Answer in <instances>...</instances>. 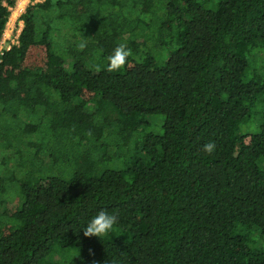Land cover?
Returning <instances> with one entry per match:
<instances>
[{
	"label": "trees",
	"instance_id": "trees-1",
	"mask_svg": "<svg viewBox=\"0 0 264 264\" xmlns=\"http://www.w3.org/2000/svg\"><path fill=\"white\" fill-rule=\"evenodd\" d=\"M163 1L22 14L0 55V264H264V0ZM100 212L116 225L85 237Z\"/></svg>",
	"mask_w": 264,
	"mask_h": 264
},
{
	"label": "rangeland",
	"instance_id": "rangeland-1",
	"mask_svg": "<svg viewBox=\"0 0 264 264\" xmlns=\"http://www.w3.org/2000/svg\"><path fill=\"white\" fill-rule=\"evenodd\" d=\"M21 1V0H19ZM19 1L16 4V7L12 9V15L9 20V23L7 25L5 34H4V40H6V45L12 44V41H15L16 43L18 42L19 35L22 31L23 28V22L21 21V16L25 12L26 8L31 5V4H36L38 2H43L44 0H26L24 1V7H19ZM165 1H163V5L165 7ZM163 7V8H164ZM16 13V14H15ZM56 26V31L54 34V39H55V46L57 47V50L60 52L65 53L63 49H65L67 46L70 45V43H80V40H78L75 35L71 32L70 27L59 23L58 21L55 22ZM11 38V39H10ZM263 55H258V57H261ZM68 58V57H67ZM261 59V58H260ZM46 138L43 136V133L40 135H34L30 137L28 140L34 143H41L43 140ZM10 151L5 152V154H9ZM4 154V153H3ZM3 154L0 155V159L3 157ZM8 168H16L15 163H10L8 165ZM59 171L56 169V173ZM72 252L68 253L66 255V258H71L72 256L76 255V251L74 249L71 250Z\"/></svg>",
	"mask_w": 264,
	"mask_h": 264
},
{
	"label": "clouds",
	"instance_id": "clouds-1",
	"mask_svg": "<svg viewBox=\"0 0 264 264\" xmlns=\"http://www.w3.org/2000/svg\"><path fill=\"white\" fill-rule=\"evenodd\" d=\"M130 55V50L126 48V45L121 43L115 49L114 52L107 58L108 71H119L127 61ZM215 149V144L209 142L204 145V151L211 154ZM117 217L114 214H108L107 212H100L94 216L83 230L85 237L100 238L106 236L116 225Z\"/></svg>",
	"mask_w": 264,
	"mask_h": 264
},
{
	"label": "built area",
	"instance_id": "built-area-1",
	"mask_svg": "<svg viewBox=\"0 0 264 264\" xmlns=\"http://www.w3.org/2000/svg\"><path fill=\"white\" fill-rule=\"evenodd\" d=\"M17 44H18V42L16 43L15 41H12V44H10V45L8 44V46H5L6 40L3 39L1 46H0V55H4L5 51L11 50L12 46L17 45Z\"/></svg>",
	"mask_w": 264,
	"mask_h": 264
},
{
	"label": "bare ground",
	"instance_id": "bare-ground-1",
	"mask_svg": "<svg viewBox=\"0 0 264 264\" xmlns=\"http://www.w3.org/2000/svg\"><path fill=\"white\" fill-rule=\"evenodd\" d=\"M24 1H26V0H21V1H19V7H24ZM16 14V13H15Z\"/></svg>",
	"mask_w": 264,
	"mask_h": 264
}]
</instances>
